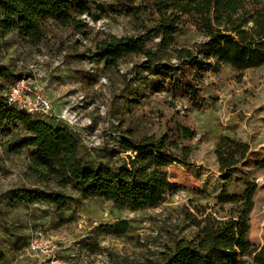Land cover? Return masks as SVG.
Wrapping results in <instances>:
<instances>
[{
  "label": "rangeland",
  "instance_id": "374dc122",
  "mask_svg": "<svg viewBox=\"0 0 264 264\" xmlns=\"http://www.w3.org/2000/svg\"><path fill=\"white\" fill-rule=\"evenodd\" d=\"M88 1L95 13V18L83 16L90 26L89 40L72 28L53 22L45 25L46 39L36 48L24 45L17 34L0 38V66L9 69L0 78V98H6L10 81L31 76L34 70L45 81L58 82L57 89L48 81L56 97L57 114L70 106L71 96H84L86 109L81 113L91 125L78 137L81 157L94 165L119 170L129 163L128 155L132 159L136 156L120 149V131H133L137 138L161 137L174 115L167 104L172 98L163 90L154 95L142 80H136L134 67H142V56L126 58L115 69L88 58L95 50L97 33L100 37L102 32L117 36L140 33L134 30L132 18L116 5L120 1L138 5L142 0ZM97 6L109 10V14L98 12ZM205 40L195 28L177 35L178 44L186 48ZM237 75L229 66L206 74L207 104L201 110L184 100L172 101L175 111L188 118L193 130L192 138L183 141L193 148L191 165L182 166L156 152L142 153L141 157L150 160L153 167L145 181L137 182L147 202L140 211L119 208L104 198L84 200L70 192L76 202H69L63 210L43 202L11 206L6 195L16 188L59 187L38 181L29 169L32 161L27 152H10L11 145L21 142L27 134L19 131L8 138L0 137V252L5 255L2 264H51L29 251V241L39 231L61 248V264H141L148 259L158 260L178 240L196 236L197 228L186 220L188 213L197 214L196 207H203L206 214L218 218L226 216L228 206L224 210L218 197L224 191L241 194L245 189L242 180L257 185L249 235L254 247L244 258L248 264H264V66L246 71L242 78ZM126 79L134 82V89L143 85L146 90L139 103L131 104L127 99ZM70 86L73 90H66ZM63 91L68 92L67 102L61 95ZM53 122L55 126L62 125ZM42 166L56 178L66 172L59 153L44 154ZM122 220L129 223L127 232L118 236L110 233L108 227Z\"/></svg>",
  "mask_w": 264,
  "mask_h": 264
},
{
  "label": "trees",
  "instance_id": "16d2710c",
  "mask_svg": "<svg viewBox=\"0 0 264 264\" xmlns=\"http://www.w3.org/2000/svg\"><path fill=\"white\" fill-rule=\"evenodd\" d=\"M116 6L132 18L134 30L140 33L117 36L102 32L101 37L97 33L95 50L88 58L107 69H115L126 58L142 56V67L138 64L134 67L136 80H142L152 94L163 90L172 98L166 101L174 110L166 133L161 137L137 138L133 131H120V149L136 156L132 159L128 155L129 163L115 170L85 161L79 138L66 126H55L10 109L2 97L0 137L8 138L19 131L27 134L21 142L11 145L10 152H27L32 161L29 169L38 181L46 185L56 183L59 187L16 188L6 195L11 206L43 202L63 210L69 202H76L72 193L84 200L104 198L132 212L145 209L147 202L137 182L150 176L153 164L141 157L142 153L156 152L182 166L191 165L193 148L183 141L192 138L193 130L188 118L175 111L172 101L184 100L201 110L207 104L206 74L229 66L239 79L246 71L264 66V0H142L138 5L120 1ZM95 8L102 14L110 12L103 7ZM84 15L95 18L88 0H0V38L17 34L24 45L36 48L46 39L45 25L53 22L70 27L89 40L90 26ZM188 28H195L206 40L192 48L181 47L177 35ZM5 72L9 73V69L0 66V78ZM132 83L130 79L125 81L127 99L131 104L139 103L146 90L143 85L134 89ZM47 150L63 156L66 172L60 178L42 166ZM241 182L245 185L241 194L224 191L218 197L224 210L228 206L226 216L218 218L206 214L203 207H196L197 214L186 215V220L198 230L196 236L178 240L158 260L148 259L141 264H248L244 255L254 247L249 235L257 185L250 180ZM128 228V221L122 220L108 230L118 236ZM4 260L5 255L0 252V264Z\"/></svg>",
  "mask_w": 264,
  "mask_h": 264
},
{
  "label": "built area",
  "instance_id": "2783aa9c",
  "mask_svg": "<svg viewBox=\"0 0 264 264\" xmlns=\"http://www.w3.org/2000/svg\"><path fill=\"white\" fill-rule=\"evenodd\" d=\"M33 75H24L9 82L6 101L10 109L30 115L38 119H53L66 126L77 137L85 134L91 123L84 117L85 97L71 96L70 106L64 108L60 114L55 112L52 97L53 88L36 71ZM72 101V102H71ZM31 255L44 258L51 264H61L62 250L53 239L39 231L29 241Z\"/></svg>",
  "mask_w": 264,
  "mask_h": 264
},
{
  "label": "crops",
  "instance_id": "0c3cea01",
  "mask_svg": "<svg viewBox=\"0 0 264 264\" xmlns=\"http://www.w3.org/2000/svg\"><path fill=\"white\" fill-rule=\"evenodd\" d=\"M46 80H48L50 83H54V84H56L55 87L58 89V86H59L58 82L53 81V80H49V79H46ZM69 89H72V90H73V87L70 86V88H68V89H66V90H69ZM67 94H68L67 91H63V92L61 93V95L64 97V102H67V101H68V98H69V97H67ZM55 99H56V97H52L53 107L56 109L57 104H54ZM46 121L49 122V123H51V124H54V125H55V122H53L54 120L51 121V122H50L49 120H46ZM56 125H57V124H56ZM47 152L57 153V152L52 151V150H47V151L45 152V154H46Z\"/></svg>",
  "mask_w": 264,
  "mask_h": 264
}]
</instances>
